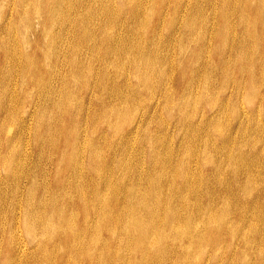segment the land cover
Listing matches in <instances>:
<instances>
[{
  "label": "rangeland",
  "instance_id": "obj_1",
  "mask_svg": "<svg viewBox=\"0 0 264 264\" xmlns=\"http://www.w3.org/2000/svg\"><path fill=\"white\" fill-rule=\"evenodd\" d=\"M24 1L0 0V39L2 42V44L0 42V98L4 102H0V233L4 232L0 235V238H3V241L0 244L2 250L0 258L5 252V240L9 238L11 234V225L15 223L12 222L9 224L11 218L16 215L22 218L24 210L27 207V209H29L31 206H36L35 203L38 205L41 199L45 204V217L47 218V216H52L53 214V217L57 215L62 217L67 213L69 216H65V218L63 217L64 224H62L63 227L67 228L63 229L64 231H67V234L65 235H70L68 231L72 228L74 221V228L78 231V234L76 235L77 237L75 236L72 240L69 236V240H66L63 238L64 233L61 232L59 234H62V238L60 239L58 247L57 245L53 246L49 244L50 241L48 240L49 243L46 241V249L41 250L36 248V245L33 243L27 232L35 227L28 226L27 230H25L23 224L19 222L18 224L21 225L18 227L14 228V226H12V229H14L13 240L16 241L13 242L14 244L16 243L15 247L18 246L20 242H24L25 252L23 254L24 257L22 254L19 255L17 257L18 259L16 258V263L13 261L12 264H72L73 262L75 264H123L125 260L127 261L124 264H257L260 261L264 264V148H262V146H264V132L257 131L260 130V126L264 123V100L262 101V99H256L254 102H249L248 96L252 97V95L250 94L248 88H244V91H239L236 95L237 97L233 96L232 94L235 93V91L232 86V79L228 78L227 75L229 74L223 76V74H221L218 70L217 62L221 61V55L218 54L217 47L218 45H221V42L216 40L213 31L217 29V26L220 27L222 23H224L221 20H217V13L215 16V8L219 0H213L209 5H207L204 0H199V7L203 9L202 14H198L196 17L197 20L191 24L193 28L191 27V30L188 31L184 30L185 25L187 24L185 21L187 22V17H190V8L196 0H183L184 4L180 9H178L179 14L174 16L177 20L172 29L170 28L171 24L169 21L171 19L170 15L173 17V8L171 7L173 0H167L164 2L165 7L162 10L159 19L157 18L159 11L155 10V0H151V4L149 2L150 0H147L144 10L138 11L139 15L137 12L136 14L132 13V15H129L127 19H124L125 16L127 17V13L121 15L119 14L117 17H108L109 14L101 10V6L103 4H107L104 2H108L109 4L115 6L120 5L121 7L126 8L129 4L126 2V5L122 6L121 3H123L124 0H103V4H101L100 0H79L81 3L78 0H60L61 3L57 7L58 9H53L54 12L52 10L48 15L45 13L46 4H44L42 0H34L35 2L33 0H31L32 2L30 0ZM185 5L188 11L184 9ZM70 7L72 8L70 9ZM36 9L40 10V12ZM151 17L154 21H158L159 25L156 24L155 27L152 26L151 22L148 20ZM236 17L233 16V19ZM51 19H54L55 22ZM109 19H111V21L114 20V23ZM102 22L104 23L103 28L101 26ZM98 23H101V25ZM75 25L76 27H74ZM202 25H204L203 29ZM237 28L235 30V34L240 35L242 33V29L241 27ZM201 29L202 31H199ZM195 30L198 32V36ZM106 31L109 33L113 32L115 36L121 37V40L117 37L118 39L116 38L114 42L110 43L103 37V35H106ZM148 34L153 40H157V42L152 43L149 39H146L145 37H147ZM193 34H195L196 39L201 34H205L206 38L204 37L201 41L196 40L193 38ZM154 36H156L155 39ZM102 38L103 40H101ZM121 41L126 42L125 45H123ZM246 41L248 42L247 46L249 47L252 42L247 39ZM202 46L205 48L204 50H202ZM198 48H200V50H198ZM167 50L168 54L164 52ZM243 50L244 48H242V51ZM153 52H156L158 59L152 56L154 54ZM232 54L233 53H231V55ZM196 57L198 58L197 61H199V65L195 61ZM233 57L235 58V53ZM222 58L224 57L222 56ZM170 59L173 60L171 63ZM230 60H234L231 58L227 60V63L230 64V66L228 64L229 69H232L230 73H233L235 71L236 64L234 62L232 64V62H229ZM122 61L125 62L122 64ZM134 61L138 62L136 63V66L139 62H143L145 65L149 66L153 63L155 67L157 66L155 68L156 72H153L154 76L152 75L153 78L156 76L153 81H157V84L154 82L153 89L156 91V93H154L155 91L153 92L154 95L150 94V88H148V86H144V84H141L139 79L137 80L135 77H132L133 69L130 64L134 63ZM75 62L77 63L76 67ZM116 63L118 64L117 66H115ZM245 63L249 65V62L247 63L246 61ZM258 65L260 66V64ZM72 69L73 72L71 71ZM162 70L165 71L163 72ZM184 71L186 72L184 73ZM255 71L258 78L256 77V79L253 80L254 84L256 87L264 91V77L260 73L261 68L255 66ZM74 72L77 73L76 76H74ZM166 75L171 76V83L167 79L165 80V78H167ZM182 75L184 77H182ZM72 76L74 77V81L72 80ZM77 76L80 77L76 81ZM82 78H84V80H82ZM157 78L158 80H156ZM147 79L152 81L150 76H147ZM179 80H183V82L178 85L176 83ZM166 84L167 86L169 85V89L165 86ZM156 85L157 88H155ZM261 85L263 88L259 87ZM165 88L169 90L171 95L170 96L168 94V103H166V99L163 97V94L167 91ZM204 90H206V93L203 92ZM70 92L71 95H69ZM241 92L243 94H241ZM201 93L203 95L204 93L207 94V97H204ZM180 96L182 97V100L185 101L182 107H178V97ZM218 103H221L222 105ZM164 104H166V106ZM13 105H16V107ZM111 106H117L118 108H115L114 111L110 108ZM1 109L4 111L2 112ZM253 109H256V111L251 117L250 113ZM102 110L104 111L102 112ZM76 127L78 128L77 131ZM212 130H215L216 133H212ZM219 132H222L221 135ZM217 133L220 135L219 137ZM75 134L77 135L76 139ZM256 139H258V143H255ZM242 143L244 144V147L242 146ZM237 147L239 150H246V158H242L240 156V152ZM73 148L79 151L78 156H80L78 158V168L81 167L84 171L81 172L82 178L76 177L74 172H71V169L69 168L71 162L70 156L72 153L71 149ZM254 148L257 150L256 155L249 154V151ZM97 149L99 151H97ZM259 149L261 152H259ZM208 151H210V155ZM149 152L156 155L158 160L153 161V158L149 156ZM227 152L229 153L227 154ZM67 154H69V156ZM89 155L95 157L100 162H103V167L101 165H91L90 162L88 163ZM194 155L196 157H194ZM206 155L208 156L206 157ZM159 159L161 161L160 164L158 163ZM180 159L182 160L180 161ZM105 160H107L110 165H112L113 162V165L109 168V170H106ZM162 160L164 162L168 161L164 163ZM183 161H188V163H190V169L187 170V175H185L188 182H183L184 184L181 183L182 179L178 173L176 174V171L179 169L177 166H179ZM206 161L208 163H206ZM209 161L214 163L209 164ZM169 162H172L171 164L174 168ZM203 162H205L204 165H202ZM16 165H18V167H15ZM89 165H91L94 169L90 171V167H88ZM159 169H161V171H159ZM233 170H236V175ZM155 174H157L161 180L158 186H154V188L152 186L153 184L151 187L149 183L151 182V179L156 176ZM171 175L176 179L174 178L171 181ZM166 177H168L167 180ZM233 177H236L237 179H234ZM246 177L248 179H246ZM256 179L257 181H255ZM13 180H15L16 183ZM232 181L233 183L231 184ZM87 183L88 185L90 183V185L88 186ZM103 183L105 184V187L103 186ZM189 183L191 184V187ZM82 184L85 186V189ZM106 184L111 185V187L108 185L106 186ZM166 185L169 186L167 187ZM132 186H134V189H130ZM146 186L148 189H146ZM103 189L104 191H102ZM81 191H84L85 193L88 191L89 193L86 194L87 196L89 195L88 197L86 196V200H88L87 202L89 204L87 206L88 211L85 210L87 207L84 206V209L83 205L81 206L82 200L79 197ZM140 191H143L141 192V195L143 194V204H150L154 209L159 210L157 211V214L159 213L157 216L158 219L154 214L153 223H150L151 226H154V230L157 228L163 229L161 235L156 234L154 236L153 234L155 231L149 229L148 234H145L144 238H141L142 235L138 233L137 228L132 226L133 222L128 214H118V217L119 215L122 216L119 217L117 221H108V214L102 210L106 205L111 207L114 213H119L122 211L124 202L128 199L129 194L132 193L134 196H138ZM193 191L196 193L194 194ZM64 192L66 196L63 194ZM66 193H68V195ZM95 193L101 195L100 199L102 203L98 199H95L97 201L94 200V198L97 197ZM154 193H157L158 195L157 201L153 199ZM144 194H146V197ZM197 194L199 195L198 197ZM147 197H149L150 201ZM184 198L187 199V205H184L182 200ZM197 200L201 202L198 203ZM119 207H121V209ZM169 208L170 211H174L175 209L174 212L178 214V221H180V223L175 224L177 227H183V224L187 223L191 217H196H194L192 221L190 220L192 231H194L191 232L192 235L187 234L181 240L179 237H174L175 235L171 229V220H167ZM189 209H194L193 213L188 211ZM64 210L66 213L63 212ZM209 214H212L213 218L209 217ZM163 215L165 216L163 217ZM220 216L222 219H220ZM2 218H6L5 221L2 220ZM32 218L36 220L34 216ZM84 218H86V222H83ZM98 221H100V224ZM217 224H221V228H217ZM93 225L96 226V228L93 227ZM240 225L243 226L240 227ZM84 226L87 229L84 228ZM112 227H115L114 230L118 229L119 231L117 230L113 232ZM125 227H128L130 231L128 229H126V231ZM93 229L94 233H92ZM135 232L137 234H134ZM131 233L134 235L132 236ZM255 234L257 235L253 237ZM115 235L117 236V239ZM127 235L130 236L127 237ZM138 235H141V237ZM58 236L59 235L56 234V236L52 237V239L57 241L59 239ZM148 236L150 237V240ZM158 239H160L161 243V248L159 247L160 249L157 250V248H150L148 251H144V249H142L143 244H149V242H153ZM64 241H66V243ZM136 241L141 244V247ZM173 241H177L176 243L183 241L182 243L184 246L181 247L180 245H176V249V246L173 245ZM122 244L124 246H122ZM79 245H82V247H79ZM134 245H137V248ZM74 246L76 248H73ZM102 246H104V248ZM121 247L123 251L121 250ZM77 249H82V251H80L81 253ZM184 249L189 251V254L183 252V254H186V257L183 258L186 259L180 263L179 261H176L179 258L178 253ZM124 250H126V252H124ZM52 252L56 255L54 253L53 255ZM86 252L91 253L93 256L88 257ZM175 252L177 253L175 254ZM61 253L64 255L62 259L60 257ZM122 256L125 258H120ZM107 257L108 260H105ZM111 257H113V259ZM59 259H61V261ZM118 260L120 263H118ZM41 261L43 262L40 263Z\"/></svg>",
  "mask_w": 264,
  "mask_h": 264
},
{
  "label": "bare ground",
  "instance_id": "obj_2",
  "mask_svg": "<svg viewBox=\"0 0 264 264\" xmlns=\"http://www.w3.org/2000/svg\"><path fill=\"white\" fill-rule=\"evenodd\" d=\"M24 1V0H23ZM31 1V0H30ZM34 1V0H33ZM43 2H44V4H46V6H45V13L48 15L49 14V12H51L53 9L55 10L59 5H60V3H61V1L60 0H42ZM79 1V0H78ZM89 1V0H88ZM121 1V0H120ZM119 1V2H120ZM165 1H167V0H155V2H156V9L155 10H157V11H159V13H158V16H157V18L159 19V17H160V14H161V12H162V10L164 9V7H165V4H164V2ZM203 1V0H202ZM205 1V3L207 4V5H209V4H211L212 3V1L213 0H204ZM11 2V1H10ZM20 2V1H19ZM25 2V1H24ZM29 2V1H28ZM32 2V1H31ZM35 2V1H34ZM80 2V1H79ZM78 2V3H79ZM87 2V1H86ZM100 2H101V4H103V0H100ZM126 2H128V6L126 7V8H123V7H121L120 5H117V6H115V5H112V4H109L108 2H104V3H107V4H103L101 7H102V9L101 10H103L104 12H106L107 14H109V16L108 17H117L119 14L121 15V14H124V13H127L128 15H127V17L125 16L124 17V19L126 18H128L129 17V15H132V13L134 14H136V12H137V14L139 13L138 11H143L144 10V7H145V4H146V2H147V0H124V2L123 3H121L122 4V6H124V5H126ZM150 2V4H151V0L149 1ZM149 2H148V4H149ZM14 3V2H13ZM21 3V2H20ZM78 3H77V5H78ZM81 3V2H80ZM88 3V2H87ZM152 3H154V2H152ZM25 4V3H24ZM29 4V3H28ZM31 4V3H30ZM32 4H34V3H32ZM36 4V3H35ZM39 4V3H38ZM41 4V3H40ZM66 4V3H65ZM97 4V3H96ZM172 5H171V7L173 8V11H172V14H173V17L170 15V17H171V19H170V21H169V23L171 24L170 25V28L172 29V27H173V25L176 23V17H174V16H176L177 14H179L178 13V9H180L181 7H182V5L184 4V1L183 0H173V2L171 3ZM199 0H196L195 1V3L192 5V7L190 8V12H189V14H190V17L188 18L187 17V22L185 21V23H187L186 25H185V29L184 30H191V27L193 28V26L191 25V24H193V22H195L197 19H196V17L198 16V14H202V11H203V9L201 8V7H199ZM13 5V4H12ZM37 5V4H36ZM41 5H43V4H41ZM14 6V5H13ZM22 6V5H21ZM28 6V5H27ZM34 6V5H33ZM76 6V5H75ZM98 6V5H97ZM16 7V6H15ZM130 7V8H129ZM24 8V7H23ZM26 8V7H25ZM29 8V7H28ZM66 8H67V6H66ZM72 7H70V9H71ZM86 8V7H85ZM97 8V7H96ZM129 8V9H128ZM41 9V8H40ZM58 9V8H57ZM84 9V8H83ZM184 9L185 10H187L188 11V9H187V7H186V5H185V7H184ZM37 10V9H36ZM54 10H53V12H54ZM116 10V11H115ZM32 11H34V10H32ZM37 11H39L40 12V10H37ZM36 11V12H37ZM58 11V10H57ZM64 11V10H63ZM52 12V13H53ZM69 12H71V11H69ZM23 13V12H22ZM25 13V12H24ZM45 13H44V17H45ZM52 13H51V15H52ZM77 13V12H76ZM81 13H82V11H81ZM142 13V12H141ZM216 13L218 14V16H217V20H221V21H223L224 23H222V25L219 27V26H217V29L215 30V31H213V33L215 34V38H216V40H218L219 42H221V45H218V47H217V45H216V47H217V49H218V54H220L221 55V58H220V62L218 61L217 62V67H218V70L221 72V74H223V76L224 75H227V74H229V75H227L228 76V78L229 79H232V81H233V87H234V91H235V93H233L232 95L233 96H236L238 93H239V91H244V88H248L249 89V92H250V94L252 95V97H249L248 96V98H249V102H254L256 99H262V101L264 100V91H262L260 88H258V87H256L255 86V84H254V81L253 80H255L256 79V75H257V73H256V71H255V66H258L259 68H261V75L264 77V0H219L218 2H217V5H216V8H215V16H216ZM32 14V13H31ZM37 14H38V12H37ZM56 14H57V12H56ZM27 15V14H26ZM25 15V16H26ZM71 15V14H70ZM70 15H68V16H70ZM139 15V14H138ZM236 15H237V17H236ZM23 16V15H22ZM35 16H36V14H35ZM38 16H39V14H38ZM53 16H54V14H53ZM233 16H235L236 18L235 19H233ZM37 17V16H36ZM120 17V16H119ZM26 18V17H25ZM55 18V17H54ZM61 18V17H60ZM123 18V17H122ZM23 19V18H22ZM35 19V18H34ZM33 19V20H34ZM58 19V18H57ZM115 19V18H114ZM146 19V18H145ZM35 20H37V19H35ZM45 20V19H44ZM52 20V19H51ZM110 21H111V19H109ZM143 20H144V18H143ZM150 22H151V25L152 26H156V24H158L159 25V22L158 21H154V19L151 17V18H149L148 19ZM52 21H54V19L52 20ZM61 21V20H60ZM114 21V20H113ZM113 21H111V22H113ZM124 21V20H123ZM145 21V20H144ZM154 21V22H153ZM160 21V20H159ZM175 21V22H174ZM17 22V21H16ZM55 22V21H54ZM77 22V21H76ZM120 22H122V21H120ZM158 22V23H157ZM213 22V21H212ZM218 22V21H217ZM18 23V22H17ZM114 23V22H113ZM144 23V22H143ZM161 23V22H160ZM168 23V24H169ZM32 24V23H31ZM42 24V23H41ZM72 24V23H71ZM76 24V23H75ZM99 25H101V23H98ZM104 23L102 22V28L104 27V25H103ZM59 25V24H58ZM115 25V24H114ZM183 25V26H184ZM195 25V24H194ZM19 26V25H18ZM28 26V25H27ZM62 26V25H61ZM98 26V25H97ZM100 26V27H101ZM182 26V27H183ZM203 26L204 25H202V29H203ZM212 26V25H211ZM51 27V26H50ZM59 27V26H58ZM74 27H76V25L74 26ZM99 27V26H98ZM146 27H147V24H146ZM145 27V28H146ZM237 27H241V34L240 35H238V34H235V30H236V28ZM25 28H27V27H25ZM65 28V27H64ZM101 28V30L103 31V29ZM196 28V27H195ZM7 29V28H6ZM48 29V28H47ZM202 29L201 30H199V31H202ZM238 29V28H237ZM19 30H20V28H19ZM206 30V29H205ZM211 30V29H210ZM50 31V30H49ZM81 31V30H80ZM194 31V30H193ZM193 31H192V33H193ZM196 31V30H195ZM207 31V30H206ZM47 32V31H46ZM52 32V31H51ZM104 32V31H103ZM185 32V31H184ZM191 32V31H190ZM197 32V31H196ZM195 32V33H196ZM6 33V32H5ZM41 33H42V31H41ZM93 33V32H92ZM106 33V35H103V37L104 38H106L110 43L111 42H114L115 41V39L118 37L119 38V40H121V37H119V36H115L114 34H113V32H111V33H109L108 31H106L105 32ZM191 33V34H192ZM3 34V33H2ZM19 34H21V33H19ZM24 34H25V32H24ZM103 34V33H102ZM145 34V33H144ZM157 34V33H156ZM189 34V33H188ZM208 34V33H207ZM6 35V34H5ZM54 35V34H53ZM66 35V34H65ZM153 35V34H152ZM171 35V34H170ZM194 35V39H196V36H195V34H193ZM2 36V35H1ZM23 36V35H22ZM84 36V35H83ZM157 36V35H156ZM156 36H154V39H155V37ZM177 36V35H176ZM189 36V35H188ZM197 36H198V32H197ZM209 36V35H208ZM2 37H4V36H2ZM1 37V38H2ZM48 37V36H47ZM46 37V38H47ZM66 37V36H65ZM172 37V36H171ZM192 37H191V39H192ZM204 37L206 38V35L205 34H201V35H199V37H197V39L196 40H202V39H204ZM16 38V37H15ZM50 38V37H49ZM57 38V37H56ZM80 38V37H79ZM117 38V39H118ZM146 39H149L152 43H156L157 42V40H153L152 39V37L151 36H149V34L147 35V37H145ZM173 38V37H172ZM171 38V39H172ZM190 38V37H189ZM4 39V38H3ZM8 39V38H7ZM6 39V40H7ZM90 39V38H89ZM125 39V38H124ZM157 39V38H156ZM191 39H190V41H191ZM246 39L247 40H251V42H252V46L250 45L249 47L247 46L248 44V42L246 41ZM66 40V39H65ZM77 40V39H76ZM81 40V39H80ZM101 40H103V38L101 39ZM106 40V41H107ZM177 40V39H176ZM189 40V39H188ZM193 40V39H192ZM45 41V40H44ZM47 41V40H46ZM51 41V40H50ZM87 41V40H86ZM105 41V42H106ZM107 41V42H108ZM209 41V40H208ZM207 41V42H208ZM0 42H1V39H0ZM60 42V41H59ZM78 42H79V40H78ZM77 42V43H78ZM83 42H84V40H83ZM122 43H123V45H125V43L126 42H123V41H121ZM181 42V41H180ZM204 42V41H203ZM58 43V42H57ZM184 43V42H183ZM1 44H2V42H1ZM43 44V43H42ZM53 44V43H52ZM79 44V43H78ZM107 44V43H106ZM159 44V43H158ZM195 44V43H194ZM44 45V44H43ZM112 45V44H111ZM113 45H117V44H113ZM184 45V44H183ZM204 45V44H203ZM12 46H15V45H12ZM182 46V45H181ZM187 46V45H186ZM201 46V45H200ZM49 47V46H48ZM203 47V46H202ZM204 47H205V45H204ZM203 47V49L202 50H204L205 48ZM13 48V47H12ZM194 48V47H193ZM242 48H244V50L242 51ZM49 49V48H48ZM51 49V48H50ZM14 50V49H13ZM15 50H16V47H15ZM198 50H200V48H198ZM45 51V50H44ZM6 52V51H5ZM8 52V51H7ZM45 52H47V51H45ZM48 52H49V50H48ZM164 52H166L167 54H168V50L167 51H164ZM180 52H181V50H180ZM193 52V51H192ZM16 53V52H15ZM154 53V52H153ZM190 53V52H189ZM200 53H201V51H200ZM203 53V52H202ZM231 53H233L232 55H231ZM234 53H235V58L233 57V55H234ZM7 54V53H6ZM9 54V53H8ZM13 54V53H12ZM11 54V55H12ZM49 54H50V52H49ZM188 54V53H187ZM186 54V55H187ZM199 54V53H198ZM197 54V55H198ZM15 55V54H14ZM16 55H17V53H16ZM64 55V54H63ZM134 55V54H133ZM157 54H156V52L152 55L153 57H155L156 59H158L157 58V56H156ZM52 56V55H51ZM183 56H184V54H183ZM182 56V57H183ZM222 56L224 57V58H222ZM7 57H8V55H7ZM10 57H13V56H10ZM18 57V56H17ZM17 57H15V58H17ZM185 57V56H184ZM201 57V56H200ZM15 58H13V59H15ZM50 58V57H49ZM60 58H62V57H60ZM65 58V57H64ZM68 58V57H67ZM125 58V57H124ZM232 59V60H234V61H229V62H232V64H233V62L236 64V68H235V71L233 72V73H230L231 71H232V69L230 68L229 69V66H230V64L229 63H227L228 61L227 60H229V59ZM12 59V58H11ZM22 59V58H21ZM66 59V58H65ZM184 59V58H183ZM190 59H192V58H190ZM197 57H196V62H197V64H198V62L199 61H197ZM16 60V59H15ZM115 60V59H114ZM114 60H113V62H114ZM57 61H60V60H57ZM63 61V60H62ZM81 61V60H80ZM125 61H127V60H125ZM125 61H122V64L125 62ZM169 61V60H168ZM173 60L172 59H170V63L172 62ZM182 61V60H181ZM180 61V62H181ZM247 61V63L249 62V65H247L245 62ZM12 62V61H11ZM77 62V61H76ZM75 62V67H76V65H77V63ZM179 62V63H180ZM18 63V62H17ZM32 63H33V61H32ZM79 63V62H78ZM136 63H138V62H136V61H134V63H131L130 64V66H132V69H133V71H132V77H135L137 80L139 79V81L141 82V84H144V86L146 85V86H148V88H150L149 90H150V94L151 95H154L153 94V92L155 91V89H153L154 88V82L155 81H153V79L156 77H154L153 78V76H154V74H153V72H156V67H155V65L152 63V65L151 66H149V65H145L143 62H139V64H137V66H136ZM12 64V63H11ZM11 64H9V65H11ZM169 64V63H168ZM183 64V63H182ZM205 64V63H204ZM228 64H229V66H228ZM258 64H260V66L258 65ZM8 65V66H9ZM27 65H28V63H27ZM26 65V66H27ZM30 65V64H29ZM78 65H81V64H78ZM118 64L116 63L115 64V66H117ZM164 65V64H163ZM167 65V64H166ZM172 65H173V63H172ZM180 65V64H179ZM199 65V64H198ZM5 66V65H4ZM31 66V65H30ZM52 66V65H51ZM54 66V65H53ZM159 66H160V64H159ZM165 66V65H164ZM170 66V65H169ZM182 66V65H181ZM204 66V65H203ZM16 67V66H15ZM14 67V68H15ZM17 67H18V65H17ZM34 67V66H33ZM50 67V66H49ZM56 67V66H55ZM83 67V66H82ZM172 67H175V66H172ZM191 67H192V63H191ZM196 67V66H195ZM200 67L202 68V66L200 65ZM74 68V67H73ZM106 68V67H105ZM116 68V67H115ZM160 68V67H159ZM193 68H194V66H193ZM4 69H6V68H4ZM8 69V68H7ZM10 69V68H9ZM15 69H17V68H15ZM14 69V70H15ZM76 69V68H75ZM78 69V68H77ZM81 69V68H80ZM91 69V68H90ZM108 69V68H107ZM48 70V69H47ZM84 70V69H83ZM87 70V69H86ZM158 70V69H157ZM178 70H179V68H178ZM193 70V69H192ZM200 70V69H199ZM260 70V69H259ZM72 72H73V69L71 70ZM75 71V70H74ZM100 71V70H99ZM105 71V70H104ZM161 71V70H160ZM163 71V70H162ZM165 71V70H164ZM163 71V72H164ZM198 71V70H197ZM205 71V70H204ZM215 71V70H214ZM6 72H7V70H6ZM11 72V71H10ZM78 72V71H77ZM82 72V71H81ZM90 72V71H89ZM158 72V71H157ZM178 72V71H177ZM186 71H184V73H185ZM194 72H196V71H194ZM56 73V72H55ZM69 73H71V72H69ZM75 73V72H74ZM101 73V72H100ZM160 73V72H159ZM159 73H158V75H159ZM180 73V72H179ZM6 74V73H5ZM9 74V73H8ZM11 74V73H10ZM57 74V73H56ZM72 74V73H71ZM76 74L77 73H75V75L74 76H76ZM87 74V73H86ZM89 74V73H88ZM166 74V73H165ZM181 74H182V72H181ZM197 74V73H196ZM73 75V74H72ZM84 75H85V73H84ZM105 75H107V74H105ZM153 75V76H152ZM157 75V76H158ZM215 75V74H214ZM25 76V75H24ZM23 76V77H24ZM81 76V75H80ZM79 76V77H80ZM103 76V75H102ZM147 76H150L151 78H152V81H149L148 79H147ZM160 76V75H159ZM44 77V76H43ZM68 77V76H67ZM70 77H71V75H70ZM73 77V76H72ZM78 76L75 78L76 79V81L78 80V78H79ZM84 77V76H83ZM104 77V76H103ZM107 77V76H106ZM113 77V76H112ZM166 77L167 78H165V80L167 79L170 83H171V76H168V75H166ZM182 77H184L183 75H182ZM181 77V78H182ZM192 77V76H191ZM25 78V77H24ZM88 78V77H87ZM224 78H226V77H224ZM258 78V77H257ZM37 79V78H36ZM63 79V78H62ZM74 79V77L72 78V80ZM115 79H116V77H115ZM163 79H164V77H163ZM162 79V80H163ZM174 79V78H173ZM262 79V78H261ZM260 79V80H261ZM31 80V79H30ZM44 80V79H43ZM67 80V79H66ZM71 80V79H70ZM71 80V81H72ZM82 80H84V78H82ZM87 80V79H86ZM155 80V79H154ZM156 80H158V78L156 79ZM164 80V81H165ZM209 80V79H208ZM225 80V79H224ZM21 81V80H20ZM31 81H33V80H31ZM74 81V80H73ZM72 81V82H73ZM75 81V82H76ZM207 81V80H206ZM64 82V81H63ZM71 82V83H72ZM84 82V81H83ZM157 82V81H156ZM155 82V83H156ZM167 82V81H166ZM183 82V80H179L176 84H181ZM192 82V81H191ZM256 82V81H255ZM27 83V82H26ZM69 83V82H68ZM74 83V82H73ZM87 83V82H86ZM162 83V82H161ZM259 83V82H258ZM264 83V82H263ZM32 84H34V83H32ZM75 84V83H74ZM77 84V83H76ZM157 84V83H156ZM159 84V83H158ZM165 84V83H164ZM191 84V83H190ZM194 84V83H193ZM201 84V83H200ZM7 85V84H6ZM13 85V84H12ZM260 85V84H259ZM4 86V85H3ZM15 86V85H14ZM77 86V85H76ZM140 86V85H139ZM143 86V85H142ZM163 86V85H162ZM165 86H167V84L165 85ZM194 86V85H193ZM205 86V85H204ZM258 86V85H257ZM2 87V86H1ZM9 87V86H8ZM16 87V86H15ZM32 87V86H31ZM84 87V86H83ZM159 87H161V86H159ZM168 87V89H169V85L167 86ZM224 87V86H223ZM259 87H262V85L261 86H259ZM4 88V87H3ZM76 88V87H75ZM74 88V89H75ZM78 88V87H77ZM155 88H157V85H156V87ZM163 88V87H162ZM206 88V87H205ZM263 88V87H262ZM6 89V88H5ZM12 89V88H11ZM138 89V88H137ZM142 89V88H141ZM167 91H165V93L163 94V97L166 99H164L165 101H166V103H168L167 102V99L169 98V95H170V92H169V90L167 89V88H165ZM15 90V89H14ZM78 90V89H77ZM207 90V89H206ZM206 90H204L203 92H205L206 93ZM7 91V90H6ZM13 91V90H12ZM164 91V90H163ZM194 91V90H193ZM15 92V91H14ZM13 92V93H14ZM138 92H140V91H138ZM158 92V91H157ZM161 92V91H160ZM159 92V93H160ZM12 93V94H13ZM16 93V92H15ZM154 93H156V91L154 92ZM204 93V97L206 96L207 97V94H205ZM11 94V93H10ZM169 94V95H168ZM199 94V93H198ZM212 94V93H211ZM241 94H243L242 92H241ZM1 95H3V94H1ZM6 95V94H5ZM8 95H9V93H8ZM69 95H71V92L69 93ZM196 95V94H195ZM12 96V95H11ZM75 96V95H74ZM171 96V95H170ZM6 97V96H5ZM237 97V96H236ZM4 98V97H3ZM10 98V97H9ZM9 98H8V100H9ZM12 98V97H11ZM184 98V97H183ZM211 98V97H210ZM234 98V97H233ZM17 99V98H16ZM178 104H179V106L178 107H182V105L185 103V101H183L182 100V97L180 96V97H178ZM251 99V100H250ZM254 99V100H253ZM0 102H3L2 101V99L0 98ZM4 100H5V98H4ZM171 100V99H170ZM16 101V100H15ZM169 101V100H168ZM214 101H216V100H214ZM218 101V100H217ZM6 102V101H5ZM10 102H11V100H10ZM9 102V103H10ZM170 102V101H169ZM221 102V101H220ZM4 103V102H3ZM18 103V102H17ZM222 103V102H221ZM221 103H218V104H221ZM227 103H229V102H227ZM14 104H15V102H14ZM177 104V105H178ZM165 106H166V104H164ZM169 105V104H168ZM222 105V104H221ZM226 105V104H225ZM5 106V105H4ZM12 106V105H11ZM14 106V105H13ZM186 106V105H185ZM2 107V106H1ZM7 107H8V105H7ZM14 107H16V105L14 106ZM220 107H222V106H220ZM228 107V106H227ZM43 108H45V107H43ZM106 108V107H105ZM108 108H109V106H108ZM111 109H113L114 111H115V108H118L117 106H111L110 107ZM4 109V108H3ZM15 109V108H14ZM2 110V109H1ZM8 110V109H7ZM13 110V109H12ZM16 110V109H15ZM107 110V109H106ZM216 110V109H215ZM234 110V109H233ZM254 110V109H253ZM253 110H251L252 112L250 113L251 114V117H252V114L253 113H255V111H256V109L254 110V112H253ZM4 110H2V112H3ZM11 111V110H10ZM9 111V112H10ZM18 111V110H17ZM74 111H75V109H74ZM104 110H102V112H103ZM113 111V112H114ZM186 111V110H185ZM217 111V110H216ZM11 112H13V111H11ZM181 112V111H180ZM179 112V113H180ZM225 112V111H224ZM234 112V111H233ZM250 112V111H249ZM261 112V111H260ZM16 113V112H15ZM14 113V114H15ZM73 113V112H72ZM182 113V112H181ZM12 114V113H11ZM103 114V113H102ZM108 114V113H107ZM110 114V113H109ZM263 114V113H262ZM106 115V114H105ZM226 115V114H225ZM4 116V115H3ZM8 116H10V115H8ZM106 116H108V115H106ZM105 116V117H106ZM110 116V115H109ZM236 116V115H235ZM250 116V115H249ZM11 117H12V115H11ZM256 117V116H255ZM4 118V117H3ZM13 118H15V117H13ZM221 118V117H220ZM224 118V117H223ZM257 118H258V116H257ZM10 119V118H9ZM190 119H192V118H190ZM216 119V118H215ZM251 120H252V118H251ZM258 120V119H257ZM256 120V121H257ZM183 121V120H182ZM209 121H212V120H209ZM225 121H226V119H225ZM248 121V120H247ZM253 121V120H252ZM14 122V121H13ZM222 122V121H221ZM258 122V121H257ZM256 122V123H257ZM212 123V122H211ZM215 123V122H214ZM235 123H236V121H235ZM252 123V122H251ZM263 123V122H262ZM206 124H207V122H206ZM206 124H205V126H206ZM216 124V123H215ZM221 124V123H220ZM225 124V123H224ZM253 124V123H252ZM255 124V123H254ZM219 126H221V125H219ZM5 127V126H4ZM211 127H213V126H211ZM216 127V126H215ZM220 128V127H219ZM215 129H217V128H215ZM257 129V128H256ZM78 130V128L76 127V131ZM205 130V129H204ZM230 130V129H229ZM45 131V130H44ZM75 131V132H76ZM206 131H207V129H206ZM217 131V130H216ZM257 131H260V132H264V123L260 126V130H257ZM214 132V134L216 133L215 132V130L213 131L212 130V133ZM218 132V131H217ZM232 132V131H231ZM206 133V132H205ZM220 133V132H219ZM222 133V132H221ZM221 133H220V135H221ZM236 133V132H235ZM218 134V133H217ZM230 134V133H229ZM255 134V133H254ZM263 134V133H262ZM219 134H218V137L220 136ZM258 135V134H257ZM76 134H75V139H76ZM230 136V135H229ZM227 137V136H226ZM260 137V136H259ZM264 137V136H263ZM229 138V137H228ZM251 138V137H250ZM249 138V139H250ZM255 138H256V136H255ZM255 138H253V139H255ZM261 138V137H260ZM222 139V138H221ZM264 139V138H263ZM6 140H8V139H6ZM223 140V139H222ZM244 140V139H243ZM257 140L258 139H256V141H255V143L257 142ZM252 141V140H251ZM244 142V141H243ZM251 143V142H250ZM254 143V142H253ZM258 143V142H257ZM243 144V143H242ZM239 145V144H238ZM237 145V146H238ZM247 145V144H246ZM246 145H245V147H246ZM255 145V144H254ZM243 147H244V144L242 145ZM242 146H240V147H242ZM249 146V145H248ZM258 146V145H257ZM253 147V146H252ZM254 147H256V146H254ZM238 148V147H237ZM248 148H250V147H248ZM257 148V147H256ZM262 148H264V146H262ZM190 149H191V147H190ZM72 150V153H71V156H70V160H71V162H70V165H69V168L71 169V172H74V174H75V176L76 177H81V172H84L83 171V169L80 167V168H78V164H79V156H78V154H79V151H77V150H75L74 148L73 149H71ZM70 150V151H71ZM234 150V149H233ZM238 150H239V148H238ZM248 150V149H247ZM97 151H99L98 149H97ZM230 151V150H229ZM197 152V151H196ZM199 152V151H198ZM209 152V155H210V151H208ZM222 152V151H221ZM239 154H240V156L242 157V158H246L247 157V152H246V150H239ZM250 153L249 154H254V155H256V152H257V150H255V148L254 149H251L250 151H249ZM259 152H261L260 151V149H259ZM264 152V151H263ZM69 153V152H68ZM213 153V152H212ZM215 153V152H214ZM229 152H227V154H228ZM198 154V153H197ZM207 154V153H206ZM68 156H69V154H67ZM66 155V156H67ZM257 155H258V153H257ZM149 156L150 157H152L153 158V161H157L158 160V158H156V155H154L153 153H151V152H149ZM165 156V155H164ZM170 156V155H169ZM208 155H206V157H207ZM237 156V155H236ZM249 156V155H248ZM259 156V155H258ZM13 157V156H12ZM158 157V156H157ZM194 157H196L195 155H194ZM211 157H212V155H211ZM215 157V156H214ZM252 157V156H251ZM84 158V157H83ZM164 158V157H163ZM167 158H169V157H167ZM166 158V159H167ZM205 158V157H204ZM228 158V157H227ZM235 158V157H234ZM3 159V158H2ZM7 159H8V157H7ZM161 159V158H160ZM160 159H159V161H160ZM171 159V158H170ZM208 159V158H207ZM206 159V160H207ZM209 159H211V158H209ZM213 159V158H212ZM225 159V158H224ZM252 159H253V157H252ZM254 159H255V157H254ZM259 159V158H258ZM64 160V159H63ZM108 160V159H107ZM107 160H105V167H106V170H109V168L110 167H112V165H113V162H112V165H110L109 163H108V161ZM152 160V159H151ZM182 159H180V161H181ZM203 160H205V159H203ZM257 160V159H256ZM262 160V159H261ZM6 161V160H5ZM8 161V160H7ZM65 161V160H64ZM64 161H62V162H64ZM158 161V163L160 164L161 163V161L159 162ZM163 161V160H162ZM168 161V160H167ZM166 161V162H167ZM180 161H178V162H180ZM189 161V160H188ZM188 161H183L182 163H180V165L179 166H177L179 169H178V171H176V174L178 173V175L181 177V179H182V181H181V183L182 184H184L183 182H186L187 181V177L185 176V175H187V170L188 169H190L189 168V164L190 163H188ZM212 161H214V160H212ZM225 161H228V160H225ZM230 161V160H229ZM247 161H248V159H247ZM2 162V161H1ZM4 162V161H3ZM61 162V161H60ZM90 162V164L91 165H94V166H99V165H101L102 167H103V165H104V163L103 162H100L98 159H96L95 157H93V156H91V155H89V157H88V163ZM164 162V161H163ZM166 162H164V163H166ZM231 162V161H230ZM240 162V161H239ZM245 162V161H244ZM253 162V161H252ZM10 163V162H9ZM12 163V162H11ZM150 163V162H149ZM158 163H156V164H158ZM170 163V162H169ZM172 163V162H171ZM170 163V164H171ZM204 163L205 162H203V164L202 165H204ZM206 163H208L207 161H206ZM211 162L209 161V164H210ZM214 162H212L211 164H213ZM223 163V162H222ZM226 163V162H225ZM238 163V162H237ZM246 163V162H245ZM256 163H257V161H256ZM4 164V163H3ZM6 164V163H5ZM174 164V163H173ZM179 164V163H178ZM221 164V163H220ZM226 164H228V163H226ZM234 164V163H233ZM251 164H254V163H251ZM8 165V164H7ZM15 165V164H14ZM19 165V164H18ZM18 165H16L15 167H18ZM91 165H89L88 167H90L89 168V170L91 171L92 169H94ZM167 165V164H166ZM172 165V164H171ZM199 165H201V164H199ZM235 165V164H234ZM244 165V164H243ZM2 166V165H1ZM155 166V165H154ZM164 166V165H163ZM169 166V165H168ZM167 166V167H168ZM173 166V165H172ZM205 166H206V164H205ZM237 166V165H236ZM257 166V165H256ZM11 167H12V165H11ZM158 167H159V165H158ZM166 167V166H165ZM192 167V166H191ZM204 167V166H203ZM207 167V166H206ZM228 167H229V165H228ZM253 167H255V166H253ZM3 168V167H2ZM1 168V169H2ZM157 168V167H156ZM163 168V167H162ZM161 168V169H162ZM173 168H174V166H173ZM175 168H176V166H175ZM200 168V167H199ZM223 168H224V166H223ZM8 169V168H7ZM12 169V168H11ZM120 169H122V168H120ZM153 169V168H152ZM161 169H159V171H161ZM208 169H209V167H208ZM211 169H212V167H211ZM225 169V168H224ZM16 170V169H15ZM21 170V169H20ZM19 170V171H20ZM74 170V171H73ZM154 170V169H153ZM152 170V171H153ZM157 170V169H156ZM197 170V169H196ZM214 170V169H213ZM9 171H10V168H9ZM155 171V170H154ZM166 171V170H165ZM171 171H172V168H171ZM203 171V170H202ZM234 171V170H233ZM236 171V170H235ZM235 171H234V174H235ZM252 171V170H251ZM11 172H12V170H11ZM71 172H70V174H71ZM211 172V171H210ZM241 172V171H240ZM244 172V171H243ZM255 172V171H254ZM13 173V172H12ZM16 173V172H15ZM156 173H158V172H156ZM160 173V172H159ZM166 173V172H165ZM168 173H169V171H168ZM167 173V174H168ZM172 173V172H171ZM192 173H193V171H192ZM221 173V172H220ZM249 173V172H248ZM252 173H253V171H252ZM256 173V172H255ZM17 174V173H16ZM154 174V173H153ZM174 174V173H173ZM199 174V173H198ZM213 174V173H212ZM247 174V173H246ZM9 175V174H8ZM156 176H154L152 179H151V182L149 183V185L151 186L152 184V186L154 187H156V186H158V184H159V182H160V177H158L157 176V174H155ZM159 175V174H158ZM161 175H162V173H161ZM175 175V174H174ZM210 175V174H209ZM228 175V174H227ZM236 175V174H235ZM253 175H255V174H253ZM14 176V175H13ZM221 176V175H220ZM234 176V175H233ZM244 176H246V175H244ZM250 176V175H249ZM55 177V176H54ZM164 177V176H163ZM169 177V176H168ZM168 177H166V180L168 179ZM175 177H176V175H175ZM174 177V178H175ZM192 177V176H191ZM223 177V176H222ZM238 177V176H237ZM248 177V176H247ZM246 177V179H248ZM254 177V176H253ZM65 178V177H64ZM67 178V177H66ZM70 178V177H69ZM82 178V177H81ZM173 178V176L171 175V181L174 179ZM177 178H178V176H177ZM206 178V177H205ZM229 178H231V177H229ZM234 178V177H233ZM232 178V179H233ZM236 178V177H235ZM234 178V179H235ZM242 178V177H241ZM68 179V178H67ZM176 179V178H175ZM195 179V178H194ZM193 179V180H194ZM197 179V178H196ZM215 179V178H214ZM237 179V178H236ZM253 179V178H252ZM17 180V179H16ZM88 180V179H87ZM86 180V181H87ZM184 180V181H183ZM190 180V179H189ZM220 180H222V179H220ZM220 180H219V182H220ZM260 180V179H259ZM15 183H16V181L15 180H13ZM73 181V180H72ZM94 181V180H93ZM195 181V180H194ZM200 181V180H199ZM205 181V180H204ZM217 181V180H216ZM255 181H257V179L255 180ZM18 182V181H17ZM69 182H70V180H69ZM78 182V181H77ZM84 182V181H83ZM168 182V181H167ZM188 182V181H187ZM196 182V181H195ZM211 182V181H210ZM236 182V181H235ZM249 182V181H248ZM67 183V182H66ZM86 183V182H85ZM98 183H99V181H98ZM105 183V182H104ZM103 183V186L105 187V184ZM166 183V182H165ZM171 183V182H170ZM174 183V182H173ZM198 183V182H197ZM233 183V181L231 182V184ZM237 183V182H236ZM240 183V182H239ZM250 183V182H249ZM255 183V182H254ZM253 183V184H254ZM65 184V183H64ZM75 184V183H74ZM94 184V183H93ZM147 184V183H146ZM190 184V183H189ZM192 184H194V183H192ZM218 184V183H217ZM228 184H229V182H228ZM244 184V183H243ZM242 184V185H243ZM257 184H259V183H257ZM63 185V184H62ZM68 185V184H67ZM87 185H88V183H87ZM86 185V186H87ZM89 185H90V183H89ZM88 185V186H89ZM97 185V184H96ZM110 186L111 187V185H109V184H106V186ZM144 185H145V183H144ZM178 185V184H177ZM180 185V184H179ZM196 185V184H195ZM240 185V184H239ZM74 186H77V185H74ZM78 186H79V184H78ZM82 186H83V184H82ZM91 186H92V184H91ZM102 186V185H101ZM148 186V185H147ZM147 186H146V189H148L147 188ZM151 186V187H152ZM162 186V185H161ZM167 187L169 186V185H166ZM204 186V185H203ZM235 186H237V185H235ZM252 186V185H251ZM261 186V185H260ZM18 187H19V185H18ZM85 186H83V188H84ZM154 187V188H155ZM184 187H186V186H184ZM189 187V186H188ZM190 187H191V184H190ZM193 187V186H192ZM198 187V186H197ZM196 187V188H197ZM201 187V186H200ZM222 187H224V186H222ZM16 188V187H15ZM14 188V189H15ZM61 188V187H60ZM70 188V187H69ZM68 188V189H69ZM72 188V187H71ZM77 188V187H76ZM100 188V187H99ZM108 188V187H107ZM136 188V187H135ZM150 188V187H149ZM153 188V189H154ZM159 188H160V186H159ZM199 188V187H198ZM197 188V189H198ZM207 188V187H206ZM205 188V189H206ZM219 188V187H218ZM225 188V187H224ZM237 188V187H236ZM238 188H239V186H238ZM253 188H254V186H253ZM256 188V187H255ZM5 189V188H4ZM20 189V188H19ZM85 189V188H84ZM89 189V188H88ZM91 189V188H90ZM130 189H134V186H132V187H130ZM145 189V188H144ZM145 189V190H146ZM153 189H152V191H153ZM168 189V188H167ZM177 189V188H176ZM179 189V188H178ZM195 189V188H194ZM212 189V188H211ZM215 189H216V187H215ZM240 189V188H239ZM244 189V188H243ZM262 189V188H261ZM1 190V189H0ZM17 190V189H16ZM83 190V189H82ZM97 190H98V188H97ZM117 190V189H116ZM140 190V189H139ZM144 190V191H145ZM150 190V189H149ZM157 190V189H156ZM181 190V189H180ZM183 190V189H182ZM186 190V189H185ZM221 190V189H220ZM225 190V189H224ZM234 190V189H233ZM5 191V190H4ZM3 191V192H4ZM96 191V190H95ZM102 191H104V189L102 190ZM107 191V190H106ZM164 191V190H163ZM174 191V190H173ZM207 191V190H206ZM209 191V190H208ZM218 191V190H217ZM231 191V190H230ZM235 191V190H234ZM78 192V191H77ZM101 192V191H100ZM108 192V191H107ZM141 192H143V191H140L139 192V195L138 196H134V194H132V193H130L129 194V197H128V199H126V201L124 202V206H123V209H122V211H120L119 213H114L113 211H112V209H111V207H109V206H106L105 205V208L104 209H102L103 210V212H106L108 215V221H111V220H114V221H117L118 219H119V217H121L123 214H128L130 217H131V221L133 222V224H132V226L133 227H135V228H137L138 229V233L139 234H141L142 235V237H141V235L139 236V237H141V238H144V236H145V234H148V230L150 229V230H153V231H155V233L153 234L154 236L156 235V234H160L161 235V233H162V231H163V229H159V228H157V229H159V230H157V229H155L154 230V226H151V223L150 222H152L153 223V217H154V214H155V217H157L158 216V214H157V211H159V210H157V209H154L150 204H146V205H144L143 204V194L141 195ZM146 192V191H145ZM154 192H155V190H154ZM157 192V191H156ZM194 192V191H193ZM229 192V191H228ZM240 192H242V191H240ZM5 193V192H4ZM14 193V192H13ZM101 193H103V192H101ZM146 193H148V192H146ZM164 193V192H163ZM186 193V192H185ZM196 192H194V194H195ZM203 193V192H202ZM209 193H210V191H209ZM208 193V194H209ZM217 193V192H216ZM233 193V192H232ZM231 193V194H232ZM1 194V193H0ZM62 194V193H61ZM64 195H65V192L63 193ZM67 195H68V193H66ZM77 194V193H76ZM86 194H89L88 193V191H87V193H85L84 191H81L80 192V194H79V197H80V199L82 200V204H81V206L83 205V207L85 206V207H87L89 204H88V200H86L87 199V197L89 196H87ZM92 194H93V192H92ZM96 194V198H94V200L95 199H98V200H100V202L102 203V201H101V199H100V194H98V193H95ZM105 194V193H104ZM189 194V193H188ZM200 194V193H199ZM63 195V196H64ZM72 195V194H71ZM75 195V194H74ZM107 195H108V193H107ZM109 195H110V193H109ZM146 194H144V196H145ZM150 195V194H149ZM163 195V194H162ZM165 195V194H164ZM173 195V194H172ZM219 195V194H218ZM221 195V194H220ZM225 195V194H224ZM235 195V194H234ZM4 196V195H3ZM56 196H57V193H56ZM66 196V195H65ZM87 196V197H86ZM94 196V195H93ZM103 196H105V195H103ZM127 196V195H126ZM152 196V195H151ZM199 195L197 194V197H198ZM223 196V195H222ZM262 196V195H261ZM55 197V196H54ZM146 197V196H145ZM190 197V196H189ZM189 197H188V199H189ZM196 197V196H195ZM204 197V196H203ZM28 198V197H27ZM67 198H68V196H67ZM70 198H71V196H70ZM148 199H149V197H147ZM176 198V197H175ZM193 198H194V196H193ZM201 198V197H200ZM224 198H225V196H224ZM2 199V198H1ZM74 199V198H73ZM80 199H79V201H80ZM152 199V198H151ZM153 199L154 200H158V195H157V193L155 194L154 193V197H153ZM207 199V198H206ZM221 199V198H220ZM231 199V198H230ZM3 200V199H2ZM72 200V199H71ZM110 200V199H109ZM121 200V199H120ZM120 200H119V202H120ZM154 200H153V202H154ZM183 200V202H184V205L186 204L187 205V199L186 198H184V199H182ZM190 200V199H189ZM208 200V199H207ZM218 200V199H217ZM34 201H35V199H34ZM47 201V200H46ZM69 201V200H68ZM95 201H97V200H95ZM149 201H150V199H149ZM177 201V200H176ZM191 201V200H190ZM198 201V200H197ZM81 202V201H80ZM145 202V201H144ZM167 202V201H166ZM179 202V201H178ZM199 202H201V201H198V203ZM243 202V201H242ZM241 202V203H242ZM1 203V202H0ZM33 203V202H32ZM40 203V204H39ZM39 203H38V205L35 203V205L36 206H31L29 209H25L24 210V212L22 213V215H23V217L22 218H20V216H18V215H16V216H13L12 218H11V221H9L10 223L9 224H11L12 222H15V223H13V225H11V229H10V236H9V238H7L6 240H5V246H4V250H5V252H4V254H3V256H1V258H0V262H1V264H12V262L13 261H15L14 263H16V258L19 256V255H21L22 254V256H23V254H24V252H25V243L24 242H20L19 244H18V246H16L15 247V244H14V242H16V241H14L13 239H14V229H12V226H14V228H16V227H18L19 225H21V224H18L19 222H21L22 224H23V226H24V229L25 230H27V227L28 226H33V227H35V228H37V229H35V228H32L30 231H27L28 232V234L30 235V237H31V240L33 241V243L36 245V248H39V249H43V250H45L46 249V247H47V243H49V241H50V243L49 244H51V245H53V246H55V245H57V247H58V244H60V239L62 238L61 236H62V234L60 235L59 233H61V232H63L64 233V235H63V238L64 239H66V240H69V236H70V238L72 239V238H75V236L78 234V231L74 228V221H73V226H72V228H70V230L68 231L69 232V236H67V235H65V234H67V231H64L63 229L64 228H66V227H63V225L62 224H64V220H63V217L65 218V216H69L66 212H65V210L63 211V212H65L66 213V215H64V216H62V217H59L58 215L57 216H55V217H53V215L52 216H47V218L45 217V204H44V201H42L41 199H40V201H39ZM71 203V202H70ZM95 203V202H94ZM101 203H99V204H101ZM106 203V202H105ZM104 203V204H105ZM150 203V202H149ZM162 203V202H161ZM176 203V202H175ZM217 203V202H216ZM220 203V202H219ZM240 203V204H241ZM5 204V203H4ZM98 204V205H99ZM104 204H102V205H104ZM108 204V203H107ZM117 204H119V203H117ZM160 204V203H159ZM189 204V203H188ZM203 204V203H202ZM204 204H206V203H204ZM246 204V203H245ZM32 205V204H31ZM48 205V204H47ZM101 205V206H102ZM154 205H155V203H154ZM165 205V204H164ZM167 205V204H166ZM172 205V204H171ZM171 205H169V206H171ZM30 206V205H29ZM122 206V205H121ZM173 206V205H172ZM171 206V207H172ZM177 206V205H176ZM194 206V205H193ZM197 206V205H196ZM199 206V205H198ZM204 206V205H203ZM219 206V205H218ZM223 206V205H222ZM52 207V206H51ZM61 207V206H60ZM85 207H84V209H85ZM97 207V206H96ZM183 207V206H182ZM186 207V206H185ZM195 207V206H194ZM205 207V206H204ZM217 207V206H216ZM10 208V207H9ZM77 208V207H76ZM116 208V207H115ZM120 209H121V207H119ZM161 208H163V207H161ZM259 208H261V207H259ZM88 209V207L85 209V210H87ZM94 209V208H93ZM164 209V208H163ZM180 209V208H179ZM195 209H197V208H195ZM72 210V209H71ZM184 210V209H183ZM204 210V209H203ZM208 210V209H207ZM218 210V209H217ZM228 210V209H227ZM226 210V211H227ZM10 211V210H9ZM12 211V210H11ZM59 211V210H58ZM60 211H62V210H60ZM74 211V210H73ZM88 211V210H87ZM174 211H175V209H174ZM173 210L172 211H170V208H169V212L167 213V220L168 221H170L171 222V225H172V227H171V229L173 230V233H174V237H176V238H180V240L181 239H183L187 234L188 235H192V233L191 232H194V231H192V228H191V222H190V220L192 221L193 220V218L195 217H191L190 218V220L187 222V223H185V224H183V227H177V226H175V224L176 223H180V221H178V214H176V212H174ZM188 211H190L191 213H193V211H194V209L193 210H188ZM209 211V210H208ZM14 212V211H13ZM13 212H11V213H13ZM82 212V211H81ZM100 212H101V210H100ZM1 213V212H0ZM4 213H5V211H4ZM3 213V214H4ZM6 213H7V211H6ZM11 213H9V214H11ZM53 213V212H52ZM85 213V212H84ZM123 213V214H122ZM180 213V212H179ZM227 213V212H226ZM230 213V212H229ZM8 214V213H7ZM50 214V213H49ZM86 214V213H85ZM118 214H122L121 216L119 215V217H118ZM163 214V213H162ZM186 214V213H185ZM190 214V213H189ZM196 214V213H195ZM4 215H6V214H4ZM14 215H15V213H14ZM21 215V214H20ZM71 215V214H70ZM99 215V214H98ZM180 215V214H179ZM204 215V214H203ZM224 215V214H223ZM263 215H264V213H263ZM7 216V215H6ZM35 217L36 218V220L35 219H33L32 217ZM93 216V215H92ZM96 216V215H95ZM100 216V215H99ZM99 216H97V217H99ZM165 215H163V217H164ZM199 216V215H198ZM230 216H231V214H230ZM0 217H1V215H0ZM9 217V216H8ZM84 217V216H83ZM106 217V216H105ZM128 217V216H127ZM162 217V216H161ZM209 217H211V218H213V215L212 214H209ZM226 217V216H225ZM238 217H239V215H238ZM15 218V219H14ZM45 218H46V220H45ZM181 218V217H180ZM179 218V219H180ZM183 218V217H182ZM196 218V217H195ZM201 218V217H200ZM6 219V218H5ZM5 219H3L2 218V220H4L5 221ZM90 219V218H89ZM95 219V218H94ZM155 219V218H154ZM157 219H158V217H157ZM220 219H222V217L220 216ZM14 220V221H13ZM75 220V219H74ZM103 220V219H102ZM124 220V219H123ZM161 220H163V219H161ZM196 220V219H195ZM232 220H233V218H232ZM66 221V220H65ZM113 221V222H114ZM120 221V220H119ZM210 221V220H209ZM234 221V220H233ZM7 222H8V220H7ZM83 222H86V218H84V221ZM100 221H98V223H99ZM131 222V223H132ZM183 222V221H182ZM198 222V221H197ZM237 222H239V221H237ZM1 223V222H0ZM111 223V222H110ZM123 223V222H122ZM158 223V222H157ZM160 223H161V221H160ZM167 223H169V222H167ZM211 223V222H210ZM240 223V222H239ZM96 224V223H95ZM100 224V223H99ZM102 224V223H101ZM109 224V223H108ZM116 224V223H115ZM124 224V223H123ZM163 224V223H162ZM170 224V223H169ZM208 224V223H207ZM229 224V223H228ZM238 224V223H237ZM242 224V223H241ZM248 224V223H247ZM6 225V224H5ZM67 225V224H66ZM68 225H70V224H68ZM112 225H113V223H112ZM111 225V226H112ZM119 225V224H118ZM159 225V224H158ZM180 225V224H179ZM218 225V224H217ZM225 225V224H224ZM227 225V224H226ZM245 225H246V223H245ZM249 225V224H248ZM4 226V225H3ZM89 226V225H88ZM105 226V225H104ZM125 226H127V225H125ZM168 226V227H169ZM182 226V225H181ZM243 226V225H242ZM241 225H240V227H242ZM93 227H95L96 228V226H94L93 225ZM117 227V226H116ZM124 227V226H123ZM122 227V228H123ZM158 227V226H157ZM160 227H161V225H160ZM208 227H209V225H208ZM246 227H247V225H246ZM249 227V226H248ZM84 228H86L85 226H84ZM98 228H101V227H98ZM97 228V229H98ZM113 228V227H112ZM115 228V227H114ZM114 228H113V232H115V231H117L118 229H116V230H114ZM121 228V229H122ZM132 228V227H131ZM130 228V229H131ZM217 228H221V224H219L218 225V227ZM225 228V227H224ZM233 228V227H232ZM18 229V228H17ZM67 229V228H66ZM87 229V228H86ZM91 229H92V227H91ZM103 229V228H102ZM101 229V230H102ZM126 229H128V227H125V230ZM36 230V231H35ZM129 230V229H128ZM133 230V229H132ZM210 230V229H209ZM220 230V229H219ZM244 230V229H243ZM119 231V230H118ZM127 231V230H126ZM130 231V230H129ZM135 231V230H134ZM204 231V230H203ZM206 231H207V229H206ZM216 231V230H215ZM226 231V230H225ZM230 231V230H229ZM89 232V231H88ZM112 232V231H111ZM132 232V231H131ZM219 232V231H218ZM217 232V233H218ZM232 232V231H231ZM4 232H2V233H0V235H2ZM82 233V232H81ZM85 233V232H84ZM87 233V232H86ZM92 233H94V229H93V232ZM101 233V232H100ZM117 233V232H116ZM120 233V232H119ZM124 233V232H123ZM165 233V232H164ZM205 233V232H204ZM8 234V235H9ZM56 234L57 235H59L58 236V240L57 241H55V239H52V237H54V236H56ZM91 234V233H90ZM115 234V233H114ZM127 234V233H126ZM125 234V235H126ZM132 234V233H131ZM134 234H137L136 232L134 233ZM134 234H132V236L134 235ZM17 235H19V234H17ZM45 235H47V236H45ZM88 235V234H87ZM93 235V234H92ZM112 235V234H111ZM124 235V236H125ZM150 235V234H149ZM167 235V234H166ZM172 235V234H171ZM204 235V234H203ZM257 234H255V235H253V237L254 236H256ZM90 236V235H89ZM121 236V235H120ZM128 236H130V235H127V237ZM136 236V235H135ZM152 236V235H151ZM194 236V235H193ZM241 236V235H240ZM77 237V236H76ZM82 237V236H81ZM90 237H92V236H90ZM113 237V236H112ZM115 237H116V239H117V236L115 235ZM119 237V236H118ZM149 237V236H148ZM196 237V236H195ZM199 237V236H198ZM251 237V236H250ZM52 240H51V239ZM103 238V237H102ZM101 238V239H102ZM130 238V237H129ZM137 238V237H136ZM166 238V237H165ZM187 238V237H186ZM81 239V238H80ZM104 239H106V238H104ZM103 239V240H104ZM131 239V238H130ZM147 239V238H146ZM240 239V238H239ZM254 239V238H253ZM263 239V238H262ZM49 240V241H48ZM73 240V239H72ZM107 240V239H106ZM124 240H125V238H124ZM138 240H139V238H138ZM149 240H150V237H149ZM185 240V239H184ZM189 240V239H188ZM195 240V239H194ZM202 240V239H201ZM204 240V239H203ZM208 240V239H207ZM235 240V239H234ZM258 240V239H257ZM3 241V238H0V244H1V242ZM14 241V242H13ZM46 241H47V243H46ZM88 241V240H87ZM111 241H113V240H111ZM117 241V240H116ZM115 241V242H116ZM146 241V240H145ZM166 241V240H165ZM254 241H256V240H254ZM261 241V240H260ZM264 241V240H263ZM18 242V241H17ZM65 243H66V241H64ZM137 242V241H136ZM140 242V241H139ZM172 242V241H171ZM177 242V241H176ZM176 242H174L173 241V245H180L181 247H183L184 245H183V241L182 242H180V243H176ZM190 242V241H189ZM188 242V243H189ZM205 242V241H204ZM77 243V242H76ZM79 243V242H78ZM90 243V242H89ZM138 243V242H137ZM138 244H140V243H138ZM160 239H158V240H154L153 242H149V244H143V246H142V249H144V251H148L150 248H157V250L158 249H160L161 247H160ZM201 244H202V242H201ZM70 245H71V243H70ZM83 245V244H82ZM82 245H79V247H82ZM169 245V244H168ZM188 245V244H187ZM190 245V244H189ZM195 245H197V244H195ZM260 245V244H259ZM88 246H89V244H88ZM94 246V245H93ZM107 246V245H106ZM110 246V245H109ZM122 246H124L123 244H122ZM128 246V245H127ZM135 247L137 246V245H134ZM174 246V247H175ZM177 246L175 247L176 249H177ZM263 246V245H262ZM95 247V246H94ZM103 248H104V246H102ZM116 247V246H115ZM133 247V246H132ZM140 247H141V244H140ZM160 247V248H159ZM165 247V246H164ZM163 247V248H164ZM168 247V246H167ZM173 247V248H174ZM189 247V246H188ZM55 248V247H54ZM54 248H53V250H54ZM73 248H76L75 246L73 247ZM108 248V247H107ZM110 248V247H109ZM130 248V247H129ZM134 248V247H133ZM133 248H131V249H133ZM137 248V247H136ZM169 248V247H168ZM172 248V247H171ZM203 248V247H202ZM205 248H207V247H205ZM63 249V248H62ZM125 249V248H124ZM126 249H128V248H126ZM139 249V248H138ZM152 249V250H153ZM170 249V248H169ZM188 249V248H187ZM208 249V248H207ZM206 249V250H207ZM58 250V249H57ZM78 250V249H77ZM94 250H96V249H94ZM121 250L123 251V249H122V247H121ZM134 250H135V248H134ZM133 250V251H134ZM151 250V251H152ZM175 250V249H174ZM202 250H204V249H202ZM35 251V250H34ZM59 251V250H58ZM79 252L80 251H82V249H80V250H78ZM86 251V250H85ZM92 251V250H91ZM103 251H105V250H103ZM143 251V252H144ZM167 251V250H166ZM171 251V250H170ZM176 251V250H175ZM2 252V250H1V247H0V253ZM41 252H43V251H41ZM49 253H51L50 251H48ZM55 252V251H54ZM54 252H52V254L54 253ZM59 252H61V251H59ZM107 252V251H106ZM124 252H126V250H124ZM129 252V251H128ZM155 252H157V251H155ZM169 252V251H168ZM183 252H185L186 254H189V251H187L186 249H184V250H182L180 253H178V256H179V258L176 260V261H179L180 263H182V261L183 260H185L186 258H183V257H186V254H183ZM44 253V252H43ZM81 253V252H80ZM79 253V254H80ZM87 253V252H86ZM85 253V254H86ZM115 253V252H114ZM147 253V252H146ZM149 253H151V252H149ZM154 253V252H153ZM165 253V252H164ZM177 252H175V254H176ZM262 253V252H261ZM46 254V253H45ZM55 254V253H54ZM53 254V255H54ZM141 254V253H140ZM139 254V255H140ZM145 254V253H144ZM162 254V253H161ZM169 254V253H168ZM174 254V253H173ZM204 254V253H203ZM12 255H13V257H12ZM14 255H15V257H14ZM35 255V254H34ZM33 255V256H34ZM49 255V254H48ZM56 255V254H55ZM71 255V254H70ZM86 255H88V257H92L93 255L91 254V253H87ZM99 255V254H98ZM164 255V254H163ZM172 255V254H171ZM260 255V254H259ZM47 256V255H46ZM81 256V255H80ZM106 256V255H105ZM108 256V255H107ZM111 256V255H110ZM120 256V255H119ZM136 256V255H135ZM158 256V255H157ZM170 256V255H169ZM196 256H197V254H196ZM201 256V255H200ZM24 257V256H23ZM32 257V256H31ZM54 257V256H53ZM60 257H61V259L64 257V255H63V253H61L60 254ZM73 257V256H72ZM96 257H98V256H96ZM150 257H151V255H150ZM159 257V256H158ZM165 257H167V256H165ZM176 257V256H175ZM195 257V256H194ZM51 258V257H50ZM83 258V257H82ZM103 258V257H102ZM112 259H113V257H111ZM118 258V257H117ZM120 258H125V257H120ZM119 258V259H120ZM127 258V257H126ZM168 258H170V257H168ZM18 259V258H17ZM22 259V258H21ZM30 259H32V258H30ZM34 259H36V258H34ZM53 259V258H52ZM55 259V258H54ZM61 259H59L60 261H61ZM71 259V258H70ZM91 259V258H90ZM105 259V258H104ZM115 259V258H114ZM167 259V258H166ZM172 259V258H171ZM174 259V258H173ZM198 259V258H197ZM20 260V259H19ZM33 260V259H32ZM73 260V259H72ZM98 260V259H97ZM105 260H108V257H107V259H105ZM104 260V261H105ZM121 260V259H120ZM52 261V260H51ZM74 261V260H73ZM73 261H71V262H73ZM92 261V260H91ZM95 261V260H94ZM103 261V260H102ZM111 261V260H110ZM113 261V260H112ZM123 261V260H122ZM127 260H125V262H126ZM149 261V260H148ZM152 261V260H151ZM169 261V260H168ZM171 261V260H170ZM43 261H41L40 263H42ZM47 262V261H46ZM96 262V261H95ZM116 262V261H115ZM124 262V263H125ZM129 262V261H128ZM136 262V261H135ZM155 262V261H154ZM163 262V261H162ZM198 262V261H197ZM21 263H23V262H21ZM33 263V262H32ZM35 263H37V262H35ZM69 263V262H68ZM98 263H99V261H98ZM109 263V262H108ZM118 263H120L119 262V260H118ZM123 263V264H124ZM134 263V262H133ZM138 263V262H137ZM153 263V262H152ZM156 263V262H155ZM160 263V262H159ZM171 263V262H170ZM202 263V262H201ZM20 264V263H19ZM25 264V263H24ZM46 264V263H45ZM49 264V263H48ZM55 264V263H54ZM64 264V263H63ZM72 264H75L74 262L72 263ZM104 264H106V263H104ZM116 264V263H115ZM148 264V263H147ZM154 264V263H153ZM162 264V263H161ZM246 264V263H245ZM257 264H262V261H260L259 263H257Z\"/></svg>",
  "mask_w": 264,
  "mask_h": 264
}]
</instances>
